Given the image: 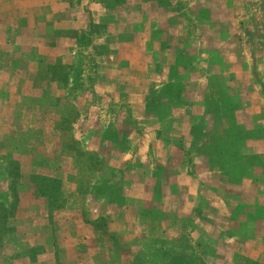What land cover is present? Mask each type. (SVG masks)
<instances>
[{
    "label": "crops",
    "instance_id": "0c3cea01",
    "mask_svg": "<svg viewBox=\"0 0 264 264\" xmlns=\"http://www.w3.org/2000/svg\"><path fill=\"white\" fill-rule=\"evenodd\" d=\"M159 3L0 0V150L9 149L11 144L21 147V141L9 135L14 126L6 120L11 117L42 119L33 122L41 128L45 141L51 143L47 134L58 131V115L55 113L45 121L42 105L47 100L51 104L55 101L52 69L56 66L86 68L87 55H93L99 68L116 67L121 72L131 69L130 78L121 74L100 76L95 83L102 96L118 97L123 93L120 90L128 91L129 101L137 107V116L144 118L145 137H151L147 146L141 140L137 143L139 150L145 152L146 147L147 152L137 162L144 169L138 180H133L137 187L125 191L128 209L142 223L147 219L159 223L158 231L151 229L152 238L160 236L171 243L186 234L197 247L209 246L210 258L220 260L221 264H264V0L256 7L244 6L239 15L236 0H225L227 14L214 13L207 20L200 13L190 14L188 5L177 10L167 34L173 46L187 54L184 41L193 36L196 51L204 50L215 57L208 66L211 73L197 77L173 76L175 64L160 63L165 58L159 57L167 51L162 35L167 13L158 9ZM205 5L219 6L220 0H193L191 7ZM189 21L200 25L188 28ZM205 25L208 31H204ZM183 69L180 65L177 74L181 75ZM215 82L227 84L243 100L233 113L229 112V118L232 115V122H236L244 136L236 154L230 157L229 151L221 150L220 160L193 151L203 146L197 141V132L204 119L211 134L230 137V130L216 124L210 111V101L217 100L213 96ZM169 84L182 85L183 93L170 97L180 103L173 105L166 119L152 114L145 118L148 95L153 88ZM79 97L87 101L89 108L92 96L85 91ZM213 147L220 146L214 143ZM157 164L163 166L161 173L156 171ZM29 180L30 175L24 173L23 185ZM24 187L18 217L37 213L36 205L26 203L28 198H33L31 202L36 200V195ZM133 198L147 202V209L140 202L135 210ZM96 213L108 216L115 211L106 208ZM20 227L18 224L17 229ZM89 240L88 236V243ZM40 243L43 242L36 239L34 244ZM46 247L51 251L52 243ZM49 251L36 258L22 254L9 264H52Z\"/></svg>",
    "mask_w": 264,
    "mask_h": 264
},
{
    "label": "rangeland",
    "instance_id": "374dc122",
    "mask_svg": "<svg viewBox=\"0 0 264 264\" xmlns=\"http://www.w3.org/2000/svg\"><path fill=\"white\" fill-rule=\"evenodd\" d=\"M224 1L220 0L219 6L194 8L191 7L193 0H159L158 9L167 13L163 15L167 20L162 28L167 51L162 54L163 57H159L165 58V62H159L175 64L171 75L197 77L207 71L211 73L208 66L213 64L215 58L204 50L196 51L193 36L184 41L186 47L183 49L188 53L178 51L167 35L174 25L172 16L187 5L191 9L190 14L200 13L205 20L214 13L226 15ZM260 3L261 0H236V12L239 15L244 12V6L256 7ZM195 24L200 25L189 21L188 28L193 29ZM206 28L205 25L204 31H208ZM85 42L91 44L88 40ZM226 56L227 53L223 58ZM223 58L220 57V65ZM93 59V55H87L84 61L86 68L67 69L60 64L52 69L55 101L51 104L47 100L42 105L46 110L45 121L48 122L55 113L58 115V131L47 134L52 139L51 143L45 141L41 128L33 122L34 117H11L6 120L7 124L14 126L9 135L21 141V147L11 144L9 149L0 150V264H9L12 258L22 254L36 258L49 251L46 247L49 243H52L49 251L52 264H180L181 261L174 257L178 254L185 256L186 260L203 255L209 264H221L220 260L210 258L212 252L209 246L197 247L186 234L182 235L181 240L171 243L160 236L152 238L151 229L158 231L159 223L148 219L142 223L126 206L125 191L137 187L133 180L137 181L144 170L137 162L140 156L146 157L147 148L144 147L143 152L137 143L141 140L147 146L151 137H145L142 127L144 118L137 116V107L129 101L128 91L119 88L123 93L118 97L102 96L96 91L95 83L100 76L121 74L130 78L132 70L121 72L116 67L99 68ZM180 65L184 68L181 75L177 74L180 73ZM213 90V96L217 98L210 101L213 121L229 129L230 137L211 134L204 119L198 124L197 132V141L202 142L203 146L193 148V151L220 160L221 150L229 151L230 157L234 156L244 136L242 129L232 122V115L229 118V112L233 113L235 106L243 104V100L240 93L229 90L223 82H215ZM85 91L92 96L89 108L87 101L79 97ZM181 93V84L153 88L145 102V118L148 114L160 115L165 119L169 117L173 105L180 103L171 101L170 97ZM89 111L92 113L87 115ZM222 112L227 115L221 117ZM214 143L220 147L215 149ZM132 152L140 155L131 156ZM153 161L157 163L155 158ZM156 167L158 173L163 171L162 165L157 164ZM24 173L31 178L25 185ZM23 186L36 195V200L31 202L33 198H28L26 203L27 206L29 203L36 205L37 213L18 217ZM14 189L18 201H15ZM132 202L136 210L141 201L133 198ZM141 204L147 209V202ZM159 206L163 207L162 204ZM162 207L159 209L162 210ZM106 208H114L115 213L96 216V212ZM18 224L21 226L19 230ZM88 236L90 243L87 242ZM36 239L43 243L34 244Z\"/></svg>",
    "mask_w": 264,
    "mask_h": 264
},
{
    "label": "trees",
    "instance_id": "16d2710c",
    "mask_svg": "<svg viewBox=\"0 0 264 264\" xmlns=\"http://www.w3.org/2000/svg\"><path fill=\"white\" fill-rule=\"evenodd\" d=\"M205 154V153H204ZM207 155V154H206ZM14 191H15V189H14ZM14 196H15V201H18V194H17V192L15 191V193H14ZM175 258L177 257L178 259H176L177 261L178 260H180L181 262H180V264H184V262H186V264H209L208 262H207V260H206V258H205V256H203V255H197V257L196 258H194V259H191V260H186L185 259V256H181V254H178V255H175L174 256ZM173 257V258H174ZM174 258V259H175ZM173 259V260H174ZM169 261V260H168ZM171 262V261H170ZM169 262V263H170ZM195 262V263H194Z\"/></svg>",
    "mask_w": 264,
    "mask_h": 264
}]
</instances>
